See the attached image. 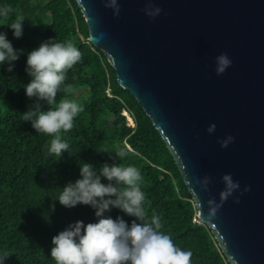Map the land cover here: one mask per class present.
<instances>
[{"label":"water","instance_id":"water-1","mask_svg":"<svg viewBox=\"0 0 264 264\" xmlns=\"http://www.w3.org/2000/svg\"><path fill=\"white\" fill-rule=\"evenodd\" d=\"M74 1L228 264H264V0Z\"/></svg>","mask_w":264,"mask_h":264},{"label":"trees","instance_id":"trees-1","mask_svg":"<svg viewBox=\"0 0 264 264\" xmlns=\"http://www.w3.org/2000/svg\"><path fill=\"white\" fill-rule=\"evenodd\" d=\"M11 6L0 16V32L17 50L12 72L0 65V256L4 264H55L49 252L51 238L70 223H95V210L87 205L65 208L58 200L63 186L80 178L79 167L91 163L133 165L142 176L145 210L161 217L162 228L173 242L191 251V264H228L208 226L196 210L170 155L148 117L130 94L121 89L103 53L87 41V28L74 0H0ZM23 17V35L16 39L9 27ZM71 40L82 59L66 73L56 100H75L84 110L74 118L62 138L69 144L58 158L49 155L51 136L37 133L23 113L37 103L25 95L31 77L25 71L28 52L49 39ZM42 110H48L39 101ZM127 116L132 125L126 123ZM120 152L126 155L121 158ZM103 183H107L102 178ZM106 215L130 217L117 208Z\"/></svg>","mask_w":264,"mask_h":264},{"label":"clouds","instance_id":"clouds-1","mask_svg":"<svg viewBox=\"0 0 264 264\" xmlns=\"http://www.w3.org/2000/svg\"><path fill=\"white\" fill-rule=\"evenodd\" d=\"M12 11L11 6L0 7V16L7 18ZM159 11L157 8L149 14L156 15ZM23 20L20 17L9 25L16 39L23 35ZM21 52L13 47L6 33L0 32V65L7 63L6 70L12 72L13 62ZM81 59L82 53L71 40L57 42L56 38L41 43L26 58L25 71L31 79L24 86L25 95L29 99L35 97L37 103L23 113V120L31 122L35 132L52 137L47 151L58 158L56 161L69 149L61 133L69 132L74 118L84 110L75 100L62 98L57 102L56 97L62 91L67 71ZM216 62L218 75L231 63L223 53L216 57ZM39 101L46 102L48 110H42ZM207 130L213 132L215 125ZM231 139L224 140L221 147H226ZM125 155L119 153L121 158ZM79 175V179L63 186L56 200L65 208L90 206L95 210L96 222L70 223L51 238L49 254L55 264H191V251L176 246L172 237L160 230L161 217L155 212L147 215L145 193L140 186L142 176L137 167L104 163L97 170L91 163L83 162ZM224 179L231 188L238 187L230 176ZM112 208L135 219L130 224L119 216L113 219L106 215ZM9 255L5 252L0 256V264Z\"/></svg>","mask_w":264,"mask_h":264},{"label":"rangeland","instance_id":"rangeland-1","mask_svg":"<svg viewBox=\"0 0 264 264\" xmlns=\"http://www.w3.org/2000/svg\"><path fill=\"white\" fill-rule=\"evenodd\" d=\"M125 121H126V123L129 125V126H131L132 125V122H131V120L127 117V116H125Z\"/></svg>","mask_w":264,"mask_h":264}]
</instances>
